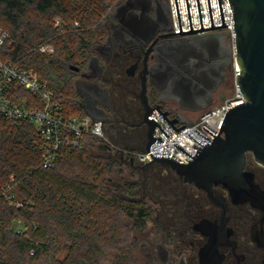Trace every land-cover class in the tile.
<instances>
[{"label":"flooded vegetation","instance_id":"obj_1","mask_svg":"<svg viewBox=\"0 0 264 264\" xmlns=\"http://www.w3.org/2000/svg\"><path fill=\"white\" fill-rule=\"evenodd\" d=\"M103 23L105 37L92 45L87 63L73 69L78 99L87 114L91 111L103 122L106 136L131 140L144 149L147 108L142 77H147L149 106L169 111L171 118L179 119L176 125L199 119L214 107L221 89L232 86L229 34L214 30L174 35L167 0H118ZM165 46L179 49L172 56L176 63L163 66L168 86L159 95L149 78L151 72L161 71ZM222 66L224 77L208 103L210 74ZM178 72L190 86L200 85L202 96L196 104L202 108L181 106L173 94ZM131 165L140 182L138 201L147 209L144 225L126 223L118 244L106 248L95 264H264V167L252 154L247 155L244 172L259 191L249 189L247 197L222 185L214 186L210 196L170 168Z\"/></svg>","mask_w":264,"mask_h":264},{"label":"trees","instance_id":"obj_2","mask_svg":"<svg viewBox=\"0 0 264 264\" xmlns=\"http://www.w3.org/2000/svg\"><path fill=\"white\" fill-rule=\"evenodd\" d=\"M116 1L0 0V25L11 36L0 56L47 80L67 117L85 115L73 68L84 66L92 45L105 37L104 16ZM44 44L54 51L42 54L38 48ZM19 93L32 100L29 92ZM41 142L32 121L0 119V264H95L127 230L122 216L135 227L144 225L137 171L124 148L94 136L81 148H63L44 167ZM124 167L135 180L120 181Z\"/></svg>","mask_w":264,"mask_h":264},{"label":"water","instance_id":"obj_3","mask_svg":"<svg viewBox=\"0 0 264 264\" xmlns=\"http://www.w3.org/2000/svg\"><path fill=\"white\" fill-rule=\"evenodd\" d=\"M187 1L192 31H182L178 2L176 0L181 26V32L178 33L185 34L227 26L225 24L222 0H220V6L224 26H215L211 0H209L213 27L204 28L201 1L198 0L202 29L194 30L189 0ZM230 2L235 18V60L240 70L235 77V83L245 101L230 108L225 115L217 136L204 127L215 136L214 139L207 137L212 141L211 143L203 144L191 134H188L202 144L201 146L194 144L198 148L195 156L175 143L176 147L192 158L188 163H180L171 157L154 155L150 150L151 145L157 139L162 140L160 137L153 136L156 126L170 138L156 120L149 118L155 110L158 109L159 111H157L177 131L183 129L186 125L177 128L176 123L179 120L177 117L171 118L170 112L163 111L160 106H156V109L149 106L146 94L147 77H142L143 90L141 96L147 108L143 119V122L147 126V138L143 150L149 151L153 157L144 166L159 164L162 167L170 168L182 181L193 183L198 188L206 190L210 196L214 186L222 185L232 193H240L247 197L249 189L253 188L259 191L258 186L252 180V176L244 172L247 155L252 154L255 161L264 167V0H230ZM175 49L179 48L165 46L163 51L161 50L162 53H165L164 57H162L163 65L160 68L163 71H155L154 74L150 73L149 82L155 87L159 95L162 94V88L164 89L168 86L167 83L165 85L163 83V80L167 79L166 76H168L164 73L163 66L164 64L165 66H173L176 63V60L172 58L178 52ZM233 53L232 44L230 43L229 54L231 60L233 59ZM177 63L179 64L180 60ZM224 69L225 67L222 66L218 73H215L214 70L213 72L210 71V79L213 85L207 95L208 103L213 100V93L220 84V79L224 77ZM168 74L172 73L169 71ZM174 83L176 87L173 89V94L178 97L182 107L194 111L202 108L196 104L198 103L199 96H202L198 83H196L195 87L190 86V84H187L186 76L181 72H178L174 76ZM89 114L99 119L91 111H89ZM195 131L205 138L200 132ZM130 163L134 164L133 159L130 160Z\"/></svg>","mask_w":264,"mask_h":264},{"label":"built area","instance_id":"obj_4","mask_svg":"<svg viewBox=\"0 0 264 264\" xmlns=\"http://www.w3.org/2000/svg\"><path fill=\"white\" fill-rule=\"evenodd\" d=\"M204 28L213 27L209 0H200ZM170 8L171 31L176 36H186L193 33H204L214 30H224L229 34L233 53L232 70L236 77L239 73V67L235 60V18L230 0H222L223 12L226 27L196 31L191 33H178L182 31H192V24L187 0H167ZM193 29H202L198 0H189ZM215 26H224L220 0H211ZM59 21L57 25H59ZM11 41L10 33L0 25V50ZM38 50L42 54H48L54 50L51 44L41 45ZM20 89L29 92L32 100L20 96ZM17 97L18 102L13 100ZM244 97L235 83L234 94L229 96L220 105L207 110L199 119L191 123L177 124V128L183 129L177 131L157 110L149 118L156 120L170 138L158 127L154 129L153 136L157 139L151 145V151L154 155L171 157L180 163H188L192 158L176 147L177 143L193 156L196 155L198 148L203 144L211 143L208 138L214 139L218 135L226 113L235 105L243 103ZM0 119H27L32 121L41 138V147L43 149L44 167L51 166L54 161L63 155V148L77 149L81 148L89 136H94L107 140L104 124L100 119L94 118L89 114L81 116L67 117L64 107L60 100L56 98L54 90L50 87L47 80L34 70L23 69L18 64L5 61L0 56ZM211 131L213 134H211ZM195 130L200 132L197 133ZM191 134L197 140L189 136ZM208 137V138H207ZM126 159H133L138 164L145 165L153 157L146 150H123ZM10 201L13 200L8 196Z\"/></svg>","mask_w":264,"mask_h":264},{"label":"rangeland","instance_id":"obj_5","mask_svg":"<svg viewBox=\"0 0 264 264\" xmlns=\"http://www.w3.org/2000/svg\"><path fill=\"white\" fill-rule=\"evenodd\" d=\"M117 1L115 2V4H113V6L111 7V9L114 8V6L116 5ZM229 42L231 43L230 37H229ZM52 52H50L48 54H51ZM80 62H81V60L79 58H75V61H74V64L75 65H80L81 64ZM230 76H231L232 81H233L232 82L233 86H229L228 88L225 87V88L221 89V94L218 95V100H217V102H216V104L214 106H216L217 103L221 102L222 101V98H224L225 96L229 95L232 91H234V89H235V87H234L235 86V76L233 74L232 69L230 71ZM105 141H107L108 143H110L112 147L115 145V146H119V147L124 148V149H127V150H133V149L134 150H140V149H137L138 146L136 145V143L135 142H132L131 140L130 141H127L126 139L120 140V139H117V138H113L112 136H107V140H105ZM120 176L122 178V179H120V181H122V182L132 181V180H135L136 179V178H134L135 175L133 174L132 170L130 168H127V167H124V171H123V173H121ZM137 197L140 198V192H139V195ZM122 220H123V223H125V224L128 223V222L131 223L130 219H128L125 216H122ZM14 226L17 229L23 228V225H22L21 222H16L14 224ZM66 254H67V252L66 251H63V252H61L58 255V257L59 258H64L66 256Z\"/></svg>","mask_w":264,"mask_h":264}]
</instances>
